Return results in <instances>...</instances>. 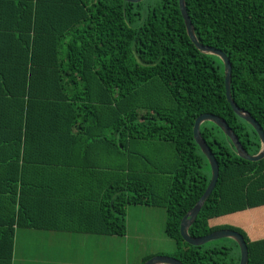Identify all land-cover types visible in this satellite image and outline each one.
Listing matches in <instances>:
<instances>
[{
    "label": "trees",
    "instance_id": "trees-1",
    "mask_svg": "<svg viewBox=\"0 0 264 264\" xmlns=\"http://www.w3.org/2000/svg\"><path fill=\"white\" fill-rule=\"evenodd\" d=\"M186 6L199 41L230 58L235 102L264 129V0H186ZM205 113L224 118L246 150L259 153L258 133L227 99L224 62L192 42L179 0H0V164L8 159L12 169V179L0 177V264H14L21 198L35 195L28 194L29 171L70 157L102 172L91 219L101 218L110 234H127L129 206L164 205L165 233L176 242L169 256L184 264H240L236 241L193 246L181 234L183 218L212 178L194 138L195 121ZM98 131L107 148L99 158L85 143ZM201 132L220 176L189 233L236 230L247 241L248 264H264V238L254 240L240 226L211 224L225 184L264 168V159L240 157L213 122H204ZM167 150L173 159H152ZM143 158H151L149 169L120 172ZM39 166L32 173L38 180L31 178L36 186ZM80 181L81 174L73 180L56 171L52 189L36 195L51 198L72 188L68 195L83 196ZM239 202L264 204V192Z\"/></svg>",
    "mask_w": 264,
    "mask_h": 264
},
{
    "label": "crops",
    "instance_id": "crops-1",
    "mask_svg": "<svg viewBox=\"0 0 264 264\" xmlns=\"http://www.w3.org/2000/svg\"><path fill=\"white\" fill-rule=\"evenodd\" d=\"M103 134L93 132L85 139L86 150L99 158L101 154L107 155L106 144L101 142ZM93 139L94 141H91ZM25 153L24 152L22 154ZM153 160H158L160 157H169L173 159L174 153L167 150L154 154ZM80 158V157H79ZM83 159V158H81ZM150 159H136L133 161V167L129 165L121 167L120 172H139L144 170L150 163ZM0 164V177L3 179H12V169L9 166L8 159L1 160ZM9 163V164H7ZM21 165V164H20ZM36 165H40L42 171V178L39 181V185L32 184L31 178L33 169ZM33 166L32 171H29L27 176V187L31 190V193L35 195H22L20 210V225L18 229H28L30 231H39L35 235H39L41 231H48L54 235H65V242L52 245H22L20 248L21 255L16 263L17 247L15 249L14 264H86L84 258V251H88L89 247H95L89 244L91 239L98 240L95 236H110V237H122L114 234H110L104 227L101 218L94 217L100 196V183H97L101 176L100 169H93L80 161L78 158H67L62 163L49 166L47 164H36ZM56 169H54V168ZM139 167L141 169H139ZM153 169V166H151ZM149 169V168H148ZM102 171H114L115 168L107 169L101 168ZM23 171V169H22ZM58 171L62 174H67L68 177L74 180L79 174H81V183L83 188V196L68 195V192L72 188L63 190L62 193H56L51 198H46L43 195H36L38 193H44L47 189H52L51 183H54L55 172ZM172 170L167 168L165 173L166 178L172 176ZM30 178V180L28 179ZM38 180V178H32ZM226 190V191H225ZM264 168H253L247 172L245 177L233 179L227 182L224 187V196L220 207V214L214 216L211 219L212 225H234L240 226L245 229L249 236L254 239L264 238V204L240 205V197L243 195L248 202L250 198L256 197L260 192H264ZM161 202V200H159ZM132 207V208H129ZM133 211H143L145 213L157 212L161 215L160 208H166L164 205L155 206H129ZM127 209V212H128ZM167 214V211H166ZM127 226L129 230V221L127 218ZM142 227V226H140ZM83 240V242H82ZM55 251V253H54ZM57 251L65 254L56 253ZM98 251V250H96ZM35 252V253H34ZM99 257V254H97Z\"/></svg>",
    "mask_w": 264,
    "mask_h": 264
},
{
    "label": "water",
    "instance_id": "water-1",
    "mask_svg": "<svg viewBox=\"0 0 264 264\" xmlns=\"http://www.w3.org/2000/svg\"><path fill=\"white\" fill-rule=\"evenodd\" d=\"M126 1L132 2V3H140L144 0H126ZM179 4H180L181 13L185 20L188 35L190 39L192 40V42L195 44V46L203 53L212 54V55H216L220 57L222 61L224 62L227 99L229 103L231 104L233 110L236 112V114L240 116L241 118L245 119L249 124H251L254 127V129L258 133L261 139V142H262V148L259 151V153L250 154L246 150V148L243 146L242 142L240 141L239 136L235 133V131L231 128V126L228 124V122L224 118L216 114H212V113H205L197 117L195 121V125H194V138L210 162L211 169H212V178H211L209 186L206 188V191L202 195L200 200L197 202L194 208L190 210L186 214V216L183 218L181 222V234L184 240L193 246H202L209 242H212V241H215L221 238L231 237L237 242V244L240 247V250H241L240 264H248L249 248H248L247 241L245 240L243 234H241L240 232L236 230L223 229V230L215 231L213 233H210L202 237H194L189 233V228L195 223L205 202L208 200V198L211 196L212 192L214 191V188L216 187L217 182L219 180V176H220V166H219L218 160L214 152L212 151L211 147L208 145L207 141L202 135L201 125L207 121L215 123L231 139V141L233 142L238 152V155L252 162H257V161L264 159V129L262 125L252 116V114L246 111L245 108L244 109L241 108L235 102L233 98L232 88H231L232 63L228 55L216 47L205 45L199 41L195 33L194 24L187 10L186 0H179ZM144 264H184V263L175 257L163 255V256L153 257L149 259L148 261H146Z\"/></svg>",
    "mask_w": 264,
    "mask_h": 264
},
{
    "label": "rangeland",
    "instance_id": "rangeland-1",
    "mask_svg": "<svg viewBox=\"0 0 264 264\" xmlns=\"http://www.w3.org/2000/svg\"><path fill=\"white\" fill-rule=\"evenodd\" d=\"M130 210L132 211L128 209L127 212L129 221L127 234L122 237L95 236L100 239L89 241V244L95 247H89L88 251H84L86 264H144L143 261L147 257L169 256L176 252V242L165 233L167 214L164 208L158 209L161 210V215L157 212L145 213ZM36 232L39 231L28 229L17 231L16 263L21 256L19 253L22 245L57 246L65 242V235H54L48 231H41L39 235H35ZM215 241L219 244L231 245L235 240L226 237ZM56 253L65 254L66 251Z\"/></svg>",
    "mask_w": 264,
    "mask_h": 264
}]
</instances>
